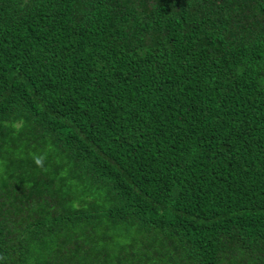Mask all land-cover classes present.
I'll return each instance as SVG.
<instances>
[{"label":"trees","instance_id":"1","mask_svg":"<svg viewBox=\"0 0 264 264\" xmlns=\"http://www.w3.org/2000/svg\"><path fill=\"white\" fill-rule=\"evenodd\" d=\"M0 264H264V0H0Z\"/></svg>","mask_w":264,"mask_h":264},{"label":"clouds","instance_id":"2","mask_svg":"<svg viewBox=\"0 0 264 264\" xmlns=\"http://www.w3.org/2000/svg\"><path fill=\"white\" fill-rule=\"evenodd\" d=\"M41 161L40 160H37L36 163L39 164Z\"/></svg>","mask_w":264,"mask_h":264}]
</instances>
